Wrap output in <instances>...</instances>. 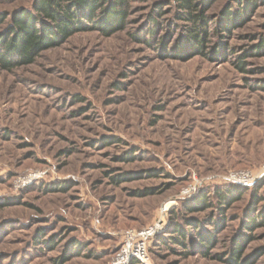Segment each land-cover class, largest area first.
I'll return each instance as SVG.
<instances>
[{
    "label": "rangeland",
    "instance_id": "374dc122",
    "mask_svg": "<svg viewBox=\"0 0 264 264\" xmlns=\"http://www.w3.org/2000/svg\"><path fill=\"white\" fill-rule=\"evenodd\" d=\"M35 2L0 0V39ZM195 2L203 53L178 0H125L0 66V264H235L236 242L264 264V0ZM227 187L246 189L225 205ZM149 227L145 257L120 261Z\"/></svg>",
    "mask_w": 264,
    "mask_h": 264
},
{
    "label": "trees",
    "instance_id": "16d2710c",
    "mask_svg": "<svg viewBox=\"0 0 264 264\" xmlns=\"http://www.w3.org/2000/svg\"><path fill=\"white\" fill-rule=\"evenodd\" d=\"M178 1L180 6L186 10L187 19L196 26L190 30L193 32L189 37L193 39L195 44L197 43L198 51L203 53L202 50L205 47L203 46L204 39L203 36H200L201 33L198 30L200 26H198L197 22L200 20L201 24L199 25H204V15L193 12L197 6L195 0ZM248 1L249 3H255V0ZM106 2L110 6H113V8L115 6L122 8L125 4V0H36L34 12L25 10L14 15L10 36L0 39V66L5 69H10L14 65L29 63L40 50L60 43L62 39L68 38L70 34L76 31H84L85 29L93 27V25H83L80 20L76 19L77 15L75 12H81V9H86L85 12H81V16L85 17L84 19H87L89 22H92L97 10ZM113 8L111 11L116 13V10ZM118 11L119 13L114 15V18L117 16L115 27L122 28L124 22L123 13L121 10ZM39 21H41L40 28L37 27L40 23ZM241 62L243 61L241 60ZM239 189L236 191L233 187H227L221 191V188H216L214 194L218 198L219 203L224 201L225 205H228L230 201L237 199L246 187ZM210 200L205 195L200 196L197 202L194 203L195 205L190 207V210L197 212L210 208L212 207V201ZM250 218L246 222V225L254 229L259 225L260 221H257L255 217ZM209 221L211 222V219ZM188 222L194 228H198L199 226V220L197 219H191ZM173 229L175 234H171L169 237L174 243L183 245L185 238L184 231L179 226H176V224ZM213 241L210 237L201 236L199 244L205 249L204 254H207L206 250L214 245ZM243 249L244 247L240 242L235 243L231 253V260L235 264H239ZM185 252L188 253L187 251Z\"/></svg>",
    "mask_w": 264,
    "mask_h": 264
},
{
    "label": "built area",
    "instance_id": "2783aa9c",
    "mask_svg": "<svg viewBox=\"0 0 264 264\" xmlns=\"http://www.w3.org/2000/svg\"><path fill=\"white\" fill-rule=\"evenodd\" d=\"M246 177V175H243ZM153 227L142 229L140 232H137V234L130 233L128 234V237L130 241H127L125 244V247L123 248L121 254H120V261L128 260L131 257L138 259H143L145 257V248L144 241L151 237L153 235ZM132 238H138L133 244L131 241H133Z\"/></svg>",
    "mask_w": 264,
    "mask_h": 264
}]
</instances>
